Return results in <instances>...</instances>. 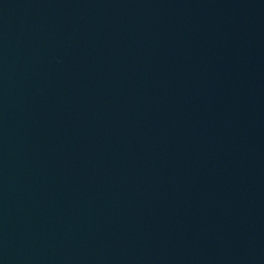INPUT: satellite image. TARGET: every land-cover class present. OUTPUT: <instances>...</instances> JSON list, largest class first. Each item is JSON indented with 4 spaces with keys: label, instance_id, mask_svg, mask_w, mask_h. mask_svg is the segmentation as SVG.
Returning a JSON list of instances; mask_svg holds the SVG:
<instances>
[{
    "label": "water",
    "instance_id": "95a60500",
    "mask_svg": "<svg viewBox=\"0 0 264 264\" xmlns=\"http://www.w3.org/2000/svg\"><path fill=\"white\" fill-rule=\"evenodd\" d=\"M0 264H264V0H0Z\"/></svg>",
    "mask_w": 264,
    "mask_h": 264
}]
</instances>
